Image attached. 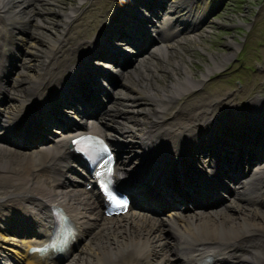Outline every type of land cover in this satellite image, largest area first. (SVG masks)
Masks as SVG:
<instances>
[{"label": "bare ground", "instance_id": "1", "mask_svg": "<svg viewBox=\"0 0 264 264\" xmlns=\"http://www.w3.org/2000/svg\"><path fill=\"white\" fill-rule=\"evenodd\" d=\"M36 1L14 0L19 2L12 7L15 15L6 11L0 15V264H264V115L260 105L264 104V93L246 109L247 120L236 122V104L229 103L217 112L210 110L213 102L196 109L186 120L179 117L180 111L167 118L170 102L181 92L196 91L199 80L182 62L174 60L160 69L146 61L167 59L190 30H202L201 20L209 19V12L201 17L192 7L190 24L182 19L179 9L192 0L169 5L170 16L156 30L159 43L137 69L131 70L129 78L133 57H127L121 71L113 74L93 63L98 59L97 41L107 36L95 37L78 22L84 0H77L79 5L65 14L60 31L48 36V26L41 19L35 25L39 30L28 27L35 18L30 6ZM134 4L133 0H123L126 9L120 22L133 18L128 12ZM17 13L23 18L19 20ZM88 42L92 44L89 50ZM18 52L23 54V65L17 75L22 74L23 81L14 79L10 85L15 70L21 68L16 64L21 58ZM100 54L101 60L108 55L115 65L123 59L121 51L112 47ZM219 56H213L214 66L208 72L221 68L220 63L231 54L222 60ZM89 66L93 73L103 72V77L119 83L125 91L115 95L108 86L110 92L106 94L88 72ZM162 70L174 76L165 85L158 84ZM31 81L34 87L26 94ZM19 85L22 87L16 88ZM94 86L107 95L106 104L99 103ZM148 100L155 102V110L140 112V105ZM7 101L15 106H5ZM54 101L67 104L74 114L62 111L65 115H55ZM147 114L158 117L147 120ZM88 117L96 121L88 122ZM139 117L141 126L131 127L132 119ZM53 121L67 134L82 130L98 133L116 145L118 154L133 151L134 155L127 154L128 160L121 159L116 168L117 181L132 184L128 188H133L134 204L128 212L109 216V203L94 182L84 180L83 187L80 180L68 176L77 171L67 160L71 145L63 139L66 136L52 139L49 129ZM214 125V130H207ZM204 134L207 138L203 142L210 140L208 149L193 141ZM221 153L229 155L231 162L230 155L235 153L238 158L234 166L242 173L233 175V167L226 171V156ZM134 159L137 162L133 165ZM219 170L222 174L215 182ZM224 178L228 184L221 180ZM162 180L172 189L166 190ZM157 198L168 199L167 206L175 205L166 217L157 211ZM188 203L195 208L191 210ZM56 210L69 222L59 246L65 250L42 257L31 248L51 240ZM31 223L36 225L31 228ZM54 256L63 260L58 262Z\"/></svg>", "mask_w": 264, "mask_h": 264}, {"label": "rangeland", "instance_id": "2", "mask_svg": "<svg viewBox=\"0 0 264 264\" xmlns=\"http://www.w3.org/2000/svg\"><path fill=\"white\" fill-rule=\"evenodd\" d=\"M1 1L2 4L0 6V15L5 14V11L10 16L15 15L12 7L18 5L19 2L15 3L14 0ZM84 1L85 3L82 5V9L80 10L82 14L78 22L85 25L91 35L103 38L108 34L107 39L101 42L96 40V46L98 47V49L96 50L97 54L95 57L98 59L94 60L93 63L101 67L103 71L108 74L120 72L121 67L119 65H106L107 62H103L101 60L102 54L100 53H103L107 48H109L107 47V45H115L113 39L115 36V32L119 29L118 25L120 24L118 18L121 14V9L123 8V0ZM163 1L164 3L167 2V4H171L172 2H175L177 0ZM11 3L14 5H12ZM78 5L79 2L77 0H37L32 6H30V8H32L35 12V18L32 20L30 25L28 26L27 24V26L31 27V29L35 28L39 30L40 27L35 25H38V21L39 19H41L48 26V32L45 34V36L50 35L52 32L54 35H56V33L60 31V27L63 26L62 22L65 21V14H67L72 7H77ZM136 5L139 6V4ZM155 5L160 4L158 2ZM182 6L180 14H182L183 19L188 20L190 9L193 7L198 14L209 12V19L207 18L208 22L204 25L202 30L196 32H194L195 30H190V26V28H188L190 32L183 36V42L180 41L178 45L170 50V52L172 53L167 59H145L146 61H148V66L158 65L160 69H162V64H167V66L172 65L174 60H176L177 62H182L185 64V69H191L193 72L195 71L194 76L197 80H199V85L198 88H196V91L181 92L176 96L175 101L170 102V106L165 112L166 117L174 118L175 112L180 111L179 117H181L183 120H186V117H188L189 114L192 115L196 109H199L207 105L208 103L213 102V108H211L210 110H215L217 112H221L222 110H224L225 106L229 105V103L236 104V107H239L235 117L236 122H238L241 118H246L247 120L248 112H246V109H248L249 105L254 103V98L255 100L259 99V97H261L260 95L264 93V0H192L191 2H187ZM37 7H41V9H38ZM145 7L149 8L151 7V4H146ZM8 9H10L11 12ZM25 10L28 11L29 7L24 9V11ZM163 12L164 11L162 9L157 8L154 11L155 14L150 15V17L154 20L157 13H160L159 15H162ZM16 16L19 17V20L23 18L18 13L16 14ZM109 17H111V20L107 21ZM22 25L24 27L26 26L24 24ZM86 27L85 30L87 31ZM20 29H17V31H20ZM82 33H84V31ZM82 33L79 34V37L83 35ZM198 33H201V35H198ZM51 38H55V36H52ZM91 46L92 44L88 42L86 45V47H88L87 50H89ZM126 48L133 49L132 52L134 54H131V52H124V50H127ZM116 50H123L122 57L124 61L121 59L120 63H125L127 57H133V62H135L134 67L129 68V70L127 71V73H129V75H127L129 78L131 77V70L143 61L142 58L148 57L149 53L151 52L149 51L144 55L137 56V50L130 46H126L125 44H122V46L117 45ZM217 54L220 55L219 58L221 60L223 59V56L225 54H231V57L227 61H223V63H220L221 68L213 69V71L208 72V68L214 66V62L212 61V59L213 56ZM19 56H21V58L17 59L18 61H16V64L18 62L21 68H17V70H15L16 73L12 76L11 80L8 81L10 85L14 83V79H22L21 81H23V75H17V71H21L23 65V63H21V61H23V54L21 55V53L18 52L17 57ZM107 59L112 58L108 57ZM109 63L114 64L115 62L112 61ZM91 67L92 66L88 67V72H91L92 77H94L95 80L98 81V84L101 87H104L105 91L107 92L106 94L110 92L108 86L112 87L115 90V95L117 94L116 92L123 93L125 91L122 90V86L120 87L119 83L115 84L113 83V81L103 77V72L98 73L101 76L93 73L94 69H92L93 71H91ZM10 68L13 67L11 66ZM34 72L30 73L33 74ZM180 73L184 74V72ZM207 73L208 75L204 78L203 75ZM160 74L162 75L161 80L158 82V84L160 85L167 84L169 79H173L174 77L165 70L160 71ZM156 76L157 75H154L152 78L154 80H157ZM147 79H143V81H148ZM200 79L203 80L200 81ZM31 83L32 81L29 82L27 86L26 94L29 93L30 90L34 87V85H31ZM104 84H106L107 86H105ZM21 87L22 86L19 85L16 88L19 89ZM95 89L97 88L94 86L93 90ZM155 89H160V87H155ZM93 93H95L94 95L98 97V101L100 104H106V102L109 100L107 95L103 91L99 90V88L97 89V92ZM185 98L189 99L186 100ZM83 101L85 102V100ZM5 103V106H15V103L13 101H7ZM142 103L143 104L140 105V112L142 109L145 110L146 113H152L155 110L154 107L156 106L153 100H148V104L144 102ZM63 106L66 105H62V107L59 109L60 117L62 115H65V113H63L62 111H67L70 114H74V110L68 108L70 106L67 105L64 108ZM193 108L195 109L191 112V109ZM235 108L233 110H235ZM189 111L190 113H188ZM169 114L170 116H168ZM155 117L157 118L158 116L149 115V117H147V120H153ZM140 119L141 117L132 119L130 124L131 127H140ZM87 120L96 121L95 119L90 120L89 118H86V121ZM50 128L55 131V126L52 125ZM214 128L215 125L211 128L208 127L207 130H214ZM54 134L55 136H58L57 133ZM136 136L139 137L140 134ZM228 138L229 136L227 137V139ZM193 141L199 143L201 141V138H193ZM127 154L134 155L133 151L125 154L123 153L122 157L124 160H128L129 155ZM219 155L223 156L224 153H221ZM230 156L232 162L227 159L226 155V171L233 167V175H239L240 173H242L241 169L234 166L238 157L235 153L234 156ZM135 162H137L136 159H134L132 164L134 165ZM245 167L247 169L249 168L247 167V165H245ZM68 176L70 178L77 179L75 175L68 174ZM222 180L224 181V184H228L229 182L227 178H224ZM223 181L220 180V183H222ZM225 212L231 213L230 210H227ZM9 264L16 263L11 262Z\"/></svg>", "mask_w": 264, "mask_h": 264}]
</instances>
